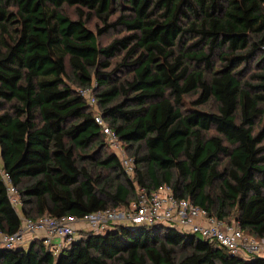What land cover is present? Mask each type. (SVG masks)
<instances>
[{"label":"trees","instance_id":"1","mask_svg":"<svg viewBox=\"0 0 264 264\" xmlns=\"http://www.w3.org/2000/svg\"><path fill=\"white\" fill-rule=\"evenodd\" d=\"M111 32L118 35L100 45ZM258 121L264 0H0L1 158L24 217H82L131 205L139 186L150 193L168 185L178 199L263 239ZM105 128L134 159L131 176ZM20 225L0 176V230L13 234ZM0 264H264V257L233 255L164 224L121 223L85 232L59 254L41 239L0 249Z\"/></svg>","mask_w":264,"mask_h":264},{"label":"built area","instance_id":"2","mask_svg":"<svg viewBox=\"0 0 264 264\" xmlns=\"http://www.w3.org/2000/svg\"><path fill=\"white\" fill-rule=\"evenodd\" d=\"M81 94L89 98L90 104L95 103L92 90H81ZM96 120L102 123L101 119ZM104 131L109 135L111 145L116 146L114 133L107 128ZM120 160L125 172L131 176L134 172V159L122 153ZM0 176L7 196L21 218V225L16 233L7 234L0 230V249H26L32 241L41 239L50 251L59 254L75 238L77 229L82 233H101L125 221L136 226H172L184 234L196 235L224 247L233 255L244 258L254 255L264 257V238L247 235L237 223L210 216L205 208L189 200L178 199L168 185H160L150 193L144 187H137V198L129 206L100 209L82 217L67 215L54 218L45 215L38 220H32L21 214L19 190L11 174L3 167L1 147ZM55 239L59 241L56 242Z\"/></svg>","mask_w":264,"mask_h":264},{"label":"rangeland","instance_id":"3","mask_svg":"<svg viewBox=\"0 0 264 264\" xmlns=\"http://www.w3.org/2000/svg\"><path fill=\"white\" fill-rule=\"evenodd\" d=\"M66 10H67V12L70 14V16L71 17H76L77 16V14H76V10H75V8H66ZM95 24H96V20H94L93 22H91L90 24H89V26L91 27V28H94V26H95ZM120 34V33H119ZM118 35V33H116V32H111L110 34H107V35H105V36H102V37H100L99 38V42H100V45H106L107 43H109L114 37H116ZM115 61H117V60H115ZM192 98H194L193 96H189L188 98H187V100L189 101V100H191ZM187 101V105H189V102ZM257 125H258V128L259 129H264V121L263 122H261V121H258V123H257ZM115 145L116 146H112L113 148H109V149H113V150H115L117 153H119V154H126V152H125V150H124V148L121 146V143L119 142V141H115ZM122 223H124V224H127L125 221L124 222H122ZM129 224V223H128ZM102 234H104L105 233V231H102L101 232ZM77 236H79V234H77Z\"/></svg>","mask_w":264,"mask_h":264},{"label":"crops","instance_id":"4","mask_svg":"<svg viewBox=\"0 0 264 264\" xmlns=\"http://www.w3.org/2000/svg\"><path fill=\"white\" fill-rule=\"evenodd\" d=\"M128 223H129V224H128ZM128 223H127L128 225H131V226L134 225V226H136V225L133 224V223H130V222H128ZM77 228H78V226H77ZM77 234H79V236H81V235L84 234V233H82L79 229H77V230H76L75 237H79V236H77ZM42 235H44V234H40V236H42ZM55 241L58 242L59 240L55 239Z\"/></svg>","mask_w":264,"mask_h":264}]
</instances>
